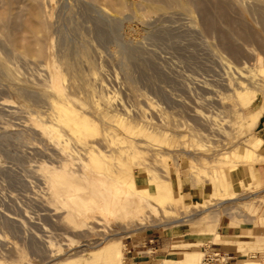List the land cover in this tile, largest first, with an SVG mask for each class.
<instances>
[{"label": "rangeland", "instance_id": "rangeland-1", "mask_svg": "<svg viewBox=\"0 0 264 264\" xmlns=\"http://www.w3.org/2000/svg\"><path fill=\"white\" fill-rule=\"evenodd\" d=\"M239 72L262 86L249 109L232 96ZM62 102L96 126L95 156L130 136L134 190L168 172L185 207L151 201L139 226L136 195L115 186L102 211L67 218L52 174L82 181L81 199L99 176L72 137L42 134ZM249 234L264 239V0H0V264H62L112 238L123 258L111 264L187 251L264 264V249L237 251Z\"/></svg>", "mask_w": 264, "mask_h": 264}, {"label": "bare ground", "instance_id": "bare-ground-1", "mask_svg": "<svg viewBox=\"0 0 264 264\" xmlns=\"http://www.w3.org/2000/svg\"><path fill=\"white\" fill-rule=\"evenodd\" d=\"M238 75L245 80V83H236L232 90V96L237 100L238 107L241 110L249 109L253 106L257 95L261 92L262 86L256 84L254 81L256 74L247 73L242 75L241 72ZM52 88L56 94L64 98L63 89L60 86V79L55 73H49ZM52 114L49 117L48 126H43L41 129L42 134L47 136L50 140L56 142H67L64 140L65 134L69 135L76 141L77 144L81 145V150L84 152L85 157L92 164L98 177V186L90 197L81 199L79 196L84 194V184L80 180H75L72 177L68 178L65 175L52 174L54 184L57 189V197L63 204L64 209L67 213V218H86V214L89 212L102 211L103 207L110 204L107 197H103L104 190L106 188H114L115 186L121 189H126L127 194L135 196L134 209L132 210L131 218L139 226L143 222L148 221L144 212L149 207L155 205L151 201H157L160 204H174L178 203L181 207H185L184 200L182 197L175 199L173 197V189L169 182V173L164 172V176H148L151 182V189L149 191L134 190L132 186L133 171L136 168L133 164H125L121 160V149L126 148L129 144L127 140H130V136L118 137L115 140L114 146H108L109 155L106 156H95V146L88 140L92 138V133L96 130V126L87 119L83 114L74 111L68 103L62 102L59 105H54ZM257 112L256 114H258ZM125 139V140H124ZM253 138L250 137L249 141L252 142ZM248 141H245L247 143ZM256 144L260 141L256 140ZM123 147V148H122ZM127 149V148H126ZM131 151V155L134 151ZM103 160H106V164L103 165ZM107 169L106 175H103V168ZM109 168V169H108ZM104 170V172L106 171ZM130 186L131 189L127 187ZM180 190V188L178 187ZM136 193H140L137 196ZM157 193V195H153ZM88 205H91L88 207ZM173 209V208H172ZM88 245V244H87ZM102 245V246H101ZM89 246V245H88ZM235 246L237 251L243 256H247L248 251L263 250L264 239L261 237L254 236L252 234L246 236L237 237L235 240ZM86 247V245L84 246ZM80 253L75 258L65 260L62 264H111L116 261H120L123 258L122 244L120 239L106 240L104 243L92 246ZM183 258L178 260L177 264H194L196 261L201 260L202 255L196 252H184ZM241 264H259L258 262H247L244 261Z\"/></svg>", "mask_w": 264, "mask_h": 264}, {"label": "crops", "instance_id": "crops-1", "mask_svg": "<svg viewBox=\"0 0 264 264\" xmlns=\"http://www.w3.org/2000/svg\"><path fill=\"white\" fill-rule=\"evenodd\" d=\"M210 242H212L211 244L213 245V243H214V239H212ZM157 243H158V241L156 242V244H157ZM158 245H159V244H158ZM221 246H222V248L226 249L227 251L231 250L230 248L233 247V246L229 245L228 243L226 244V242L223 243ZM157 247H158V246H157ZM231 251H232V250H231ZM223 254H226V255L228 256V255H230L231 253H230V252H225V253H223Z\"/></svg>", "mask_w": 264, "mask_h": 264}, {"label": "built area", "instance_id": "built-area-1", "mask_svg": "<svg viewBox=\"0 0 264 264\" xmlns=\"http://www.w3.org/2000/svg\"><path fill=\"white\" fill-rule=\"evenodd\" d=\"M149 243H152V242L150 241ZM149 253H151V252H149Z\"/></svg>", "mask_w": 264, "mask_h": 264}]
</instances>
